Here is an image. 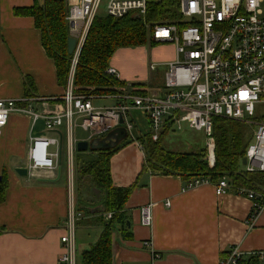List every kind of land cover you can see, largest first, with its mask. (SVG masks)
Instances as JSON below:
<instances>
[{"label": "crops", "instance_id": "0c3cea01", "mask_svg": "<svg viewBox=\"0 0 264 264\" xmlns=\"http://www.w3.org/2000/svg\"><path fill=\"white\" fill-rule=\"evenodd\" d=\"M36 2L43 4L44 0H0V99H13L38 112L53 113L65 107L66 88L58 83L54 61L46 54L34 18L14 13V8ZM66 2L70 6L79 0ZM152 48L169 50L171 54L166 58L169 60L176 55L173 45ZM118 50L110 61L114 68ZM27 79L34 82L29 96L25 87ZM119 80L149 83L145 76L128 69L123 70V76L119 74ZM109 96L115 99V95L93 99ZM132 117L138 135L132 131L126 144L111 158L114 186L131 187L124 205L126 224H117L113 232V264H219L221 256L233 246L245 254L264 251V211L249 224L252 202L246 193L231 186L218 194L212 181L185 189L186 181L178 174L152 173L146 165L144 149L137 141L148 129L142 130L143 123L149 127L148 117L137 109L132 110ZM55 130L65 134L64 127ZM55 130H46L42 119L34 122L30 114L14 112L0 133V175L6 170L9 181L6 200L0 204V264H58L64 252L61 236L70 211L67 166L64 170L62 166L59 178L57 170L29 171L27 176L15 171L16 167H28L32 138L39 135L60 138ZM109 133L98 137L105 139ZM90 136L88 132L87 137L75 135V138L94 139ZM63 139L66 151L65 135ZM56 147L54 151L59 150ZM63 158L64 153L62 162ZM82 199L88 202L91 211L102 207L100 196L95 199L87 189L83 190ZM149 203L153 204V222L145 226L141 208ZM153 252L161 257L155 258Z\"/></svg>", "mask_w": 264, "mask_h": 264}, {"label": "built area", "instance_id": "2783aa9c", "mask_svg": "<svg viewBox=\"0 0 264 264\" xmlns=\"http://www.w3.org/2000/svg\"><path fill=\"white\" fill-rule=\"evenodd\" d=\"M106 13L122 18L130 13L145 17L150 0H79L69 6L66 16L69 36L76 38L72 67L64 99L65 107L53 113H42L29 105H20L13 99H0V133L14 112L30 114L33 121H44L46 130L65 128L66 166L69 178L70 211L61 236L64 252L58 264H76V225L84 216L77 210L73 199L72 168L78 139L74 130L82 127L96 138L119 126L131 135L135 127L132 110H141L149 120V131L154 140L167 126L170 130H182V125L202 131L205 136L207 161L215 164V138L213 119L227 117L254 122L264 118L258 114V106L264 103V0H178L174 19L148 24L150 40L173 45L176 55L167 62H152L151 70L160 65L167 67L163 88L148 90L146 94L133 92L136 88L127 83L126 91L116 94L118 101L110 107H96L92 96L76 95L73 92V76L89 29L103 2ZM108 74L119 79L117 69L109 66ZM138 90V89H137ZM123 119V123L120 120ZM57 136L39 135L32 138L28 149V169L57 170L59 150ZM142 146V145H141ZM143 148V147H142ZM244 170L264 171V122L255 123L253 136L246 148ZM72 181V182H73ZM208 178H192L186 181L185 189L192 188ZM218 194L231 186L246 193L252 202L248 223L252 224L264 211V193L244 187H235L224 176L215 183ZM151 203L141 208V221L145 226L153 222ZM170 205V201H167ZM108 212L106 218L112 217ZM146 245L149 242H145ZM246 255L260 256L264 251L245 254L233 246L223 254L219 264H238ZM155 258L160 255L153 252Z\"/></svg>", "mask_w": 264, "mask_h": 264}, {"label": "trees", "instance_id": "16d2710c", "mask_svg": "<svg viewBox=\"0 0 264 264\" xmlns=\"http://www.w3.org/2000/svg\"><path fill=\"white\" fill-rule=\"evenodd\" d=\"M177 4L178 0H150L145 17L135 13L122 18L96 15L76 63L73 92L76 95L97 97L116 95L126 91L127 82L106 72L111 58L121 47L144 44L156 46L157 43L150 40L147 23L174 19L177 15ZM68 10L66 0H44L43 4L36 2L31 6L14 8L15 15H27L34 18L46 54L54 61L58 83L65 88L73 60V55L68 54L69 32L66 20ZM25 87L29 96L30 88H34L33 80L27 79ZM132 87L136 88L132 90L133 92L141 94L149 92L146 83H132ZM173 131L167 126L159 138L154 140L148 127L147 131L138 137L137 141L142 145L146 155V165L152 173L178 174L184 181L203 177L215 183L226 176L235 187L264 193V171L248 172L242 168L245 151L253 135L250 134V127L244 121L227 117L213 119L216 159L212 168L204 159L205 147L195 152L167 149L164 142ZM129 135L128 133L127 137ZM127 137L114 147L90 148L85 151L77 150L75 153L77 210L82 212L84 208H87L82 203L84 182L90 183L99 191L100 205L103 207L102 211L96 213H92L90 208L85 211L87 222L102 226V231L98 240L82 252L83 264H113L115 254L113 232L117 224L120 226L126 224L124 205L131 187L114 186L111 158L126 144ZM8 189V176L4 170L0 175V204L6 200ZM108 212L113 213L109 219L105 215ZM157 254L161 257L160 253ZM238 264H264V260L260 256L246 255L239 260Z\"/></svg>", "mask_w": 264, "mask_h": 264}, {"label": "rangeland", "instance_id": "374dc122", "mask_svg": "<svg viewBox=\"0 0 264 264\" xmlns=\"http://www.w3.org/2000/svg\"><path fill=\"white\" fill-rule=\"evenodd\" d=\"M106 2L104 1L101 8L98 11V16H106ZM148 27V24H147ZM164 46V44H162ZM170 51L169 50H160L152 48L149 44L144 45H137V46H129L126 48L119 49L116 53L117 57L116 60H118V63H116L114 66L117 69L118 74L120 76H123V70H130L133 73L141 74L145 76L149 83H146V86H148L149 89L151 88H163L164 85V73L167 69L165 65H160L159 68L155 71L151 70L150 64L152 62H167L169 59ZM161 56H164L165 59ZM112 60V58H111ZM121 66L123 68L121 69ZM127 80V79H126ZM141 81V80H140ZM135 82V81H134ZM93 104L96 107H103V106H109L110 104L114 103L116 99L112 97H102V98H94ZM110 107V106H109ZM258 114L259 116L264 115V103L260 104L258 106ZM257 122H264V118L260 117L257 118L254 122H245L250 127V134H253V130L255 127V123ZM139 124L142 125V123L139 121ZM148 128V125L146 122L143 123L142 130H146ZM182 130L173 131L171 132L168 137L166 138L164 142V146L167 149L170 150H176L181 152H195L200 151L201 148L205 147V136L202 131H198L195 129L189 128L186 124L182 125ZM133 134L138 135V129L135 127L133 129ZM75 135L77 137H87L88 132L84 131L81 127H77L75 130ZM253 136V135H251ZM57 147L55 145L51 146L50 150L54 151ZM207 154H205L204 159L207 160ZM216 157V156H215ZM209 167L211 166L208 162ZM63 170L66 169V151L64 149V158L62 162ZM242 168H244L242 166ZM77 165H75L74 168H72V176L73 179L76 181L71 180L70 186L73 187L71 191L73 190V199L72 201L75 202V205L78 206V197H77V191L76 186L74 188V182L77 183ZM73 181V182H72ZM69 183V178H68ZM84 189L89 191V193L94 194V198L98 199L100 195L99 191L92 186L90 183L84 182ZM85 198L86 195H84ZM84 204V216L81 218V220L76 225V264H83L82 263V251L85 249H88L91 247L93 243H95L102 231V226L98 224H89L87 222V216H85V211L88 210V202L83 201Z\"/></svg>", "mask_w": 264, "mask_h": 264}, {"label": "water", "instance_id": "95a60500", "mask_svg": "<svg viewBox=\"0 0 264 264\" xmlns=\"http://www.w3.org/2000/svg\"><path fill=\"white\" fill-rule=\"evenodd\" d=\"M77 40L74 37L69 36L68 38V54L73 55L75 48H76ZM121 123H123V119L120 120ZM60 134L59 138V158H58V167H57V172H58V178L61 176L62 172V156H63V134L59 130H55ZM127 129L125 127H117L116 129L110 131V133L107 135L105 139H99V137L94 138L92 140H79L77 142V150L79 151H85L90 148L92 149H100V148H110L118 145L120 141H122L124 138L127 137ZM115 139V140H113ZM109 140V142H108ZM243 164L246 163V158H243L242 161ZM15 171L21 175V176H27L29 173L28 167H16ZM57 178V179H58ZM57 179H44L46 181H54ZM103 210V207L100 208H95L92 210L93 213L100 212Z\"/></svg>", "mask_w": 264, "mask_h": 264}]
</instances>
